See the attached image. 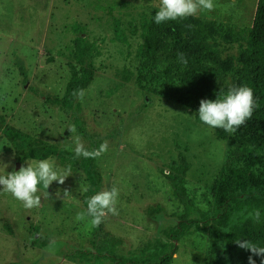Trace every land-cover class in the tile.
<instances>
[{
    "label": "rangeland",
    "instance_id": "obj_1",
    "mask_svg": "<svg viewBox=\"0 0 264 264\" xmlns=\"http://www.w3.org/2000/svg\"><path fill=\"white\" fill-rule=\"evenodd\" d=\"M213 3L211 12L187 18L235 32L251 26L257 0ZM159 4L160 0H0V116L5 124L72 154L76 135L89 151L108 142V150L95 158L101 175L96 188L78 169L63 184L54 181L47 189L50 198L42 196L41 205L32 209L0 189V264H152L164 246L175 250L171 264H204L214 202L225 188L217 176L228 146L198 119V112L153 94L156 82L148 79L143 88L136 84L140 25ZM115 20L121 42L115 40ZM76 27L95 47V76L78 100L79 113L46 101L63 95L76 68ZM234 40H218L220 57L229 67L236 65L245 36L238 34ZM229 82L221 78L218 85ZM72 125L76 133L68 131ZM181 157L188 166L186 191L195 208L190 221L183 220V206L161 173L177 167ZM52 159L63 173L58 159ZM33 161L18 162L0 132V164L9 165L0 168V174L19 171ZM113 186L119 189V215L109 214L98 227L90 218L75 219L91 196ZM38 187L42 195L44 189ZM148 209L160 211L149 216ZM183 227L192 232L172 239Z\"/></svg>",
    "mask_w": 264,
    "mask_h": 264
},
{
    "label": "trees",
    "instance_id": "obj_2",
    "mask_svg": "<svg viewBox=\"0 0 264 264\" xmlns=\"http://www.w3.org/2000/svg\"><path fill=\"white\" fill-rule=\"evenodd\" d=\"M155 13L152 12L140 25L142 43L138 56L139 76L136 79L139 88H143L144 81L149 79L157 83L151 88L153 94L196 112L202 99L211 98L214 101L220 93H226L233 86H247L253 90L257 106L244 125L232 134L214 128L215 138L226 142L228 149L217 176V183L225 188L214 202L215 213L207 228L209 250L204 264H248L250 255L255 264H261L264 256H255L235 242L248 240L264 247V0H257L251 26L239 32L191 18L156 24ZM75 29L77 35L73 40L72 59L76 68L63 95L46 101L79 113L76 93L84 92L94 79L95 69L91 61L95 47L83 37L80 27ZM114 34L115 40L121 42L122 31L118 20L114 21ZM136 34L137 29L134 28L132 35ZM238 34L245 36V43L236 65L229 67L221 59L219 47L222 39L226 44L231 43ZM180 54H183L186 64L181 61ZM221 78H230L229 84L219 87L218 80ZM0 132L12 147L18 162L54 157L65 170L73 172L81 169L91 187L101 184L95 159L84 158L78 162L75 154L5 124L2 116ZM187 171L184 157L180 158L177 167L167 173L161 171L172 187L173 198L183 206L184 221H190V215L195 211L186 191ZM159 211L148 209L147 213L154 216ZM257 211L260 213L259 221L255 218ZM5 228L11 235L10 225L6 224ZM190 232L187 227L177 229L172 239L177 240ZM112 242L118 244L120 240L113 239ZM174 254L172 247L166 249L164 246L152 264H171Z\"/></svg>",
    "mask_w": 264,
    "mask_h": 264
},
{
    "label": "clouds",
    "instance_id": "obj_3",
    "mask_svg": "<svg viewBox=\"0 0 264 264\" xmlns=\"http://www.w3.org/2000/svg\"><path fill=\"white\" fill-rule=\"evenodd\" d=\"M213 0H160L159 10L155 13L154 22L161 24L170 20L184 19L193 17L200 11L211 12L214 10ZM181 61L187 63L183 54H180ZM77 98L82 100L83 90L76 93ZM253 90L247 86H233L226 93H220L214 101L202 99L199 104L198 118L205 125L212 128H221L225 132L232 134L240 126L251 118L254 108L256 107ZM70 133H76L74 125L69 126ZM76 146L74 149L76 157L98 158L108 150V142H102L97 149L87 150L81 142L79 135L75 136ZM8 164H0V168H7ZM0 174V189L5 193L11 194L15 199L22 202L24 208L32 209L41 205V198H50L47 191L55 181L63 184L65 178L72 175L71 170H64L63 173L56 170L55 161L52 158L42 159L39 161L27 162V166L20 167L19 171ZM42 185L44 191L38 195ZM88 187L83 191L87 192ZM59 193H56L58 196ZM69 193L64 191V195ZM119 189L115 186L111 189L97 192L87 200L86 210L77 213L75 219L83 221L90 218L93 227H98L109 214L119 215L116 207L118 201ZM257 221L260 219V213H255ZM238 247L250 251L255 256H264V247L248 241L237 240ZM248 264H255L252 255L248 257ZM264 264V260H261Z\"/></svg>",
    "mask_w": 264,
    "mask_h": 264
}]
</instances>
